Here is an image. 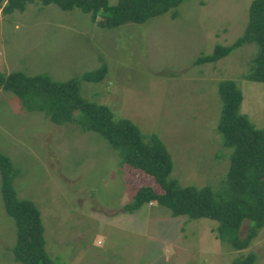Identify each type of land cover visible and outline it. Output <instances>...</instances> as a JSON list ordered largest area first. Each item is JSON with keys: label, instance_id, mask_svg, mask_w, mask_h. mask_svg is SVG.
Segmentation results:
<instances>
[{"label": "rangeland", "instance_id": "1", "mask_svg": "<svg viewBox=\"0 0 264 264\" xmlns=\"http://www.w3.org/2000/svg\"><path fill=\"white\" fill-rule=\"evenodd\" d=\"M256 1L187 0L166 15L117 28L55 4L6 15L0 2V70L80 81L86 101L109 107L115 119H129L146 137L164 142L181 186L217 194L228 188L234 154L218 131L219 85L236 81L245 96L242 112L264 129V83L245 79L259 47L247 45L217 64L195 63L245 35ZM104 66V81L82 82ZM0 153L12 161L18 197L42 211L47 252L58 264H236L250 255L264 264V228L247 251L238 252L219 241L216 221L175 217L157 202L126 211L142 187L162 192L154 177L123 167L99 133L59 126L1 88ZM1 188L0 169V264H20L13 254L16 222ZM250 229L247 220L243 239Z\"/></svg>", "mask_w": 264, "mask_h": 264}, {"label": "trees", "instance_id": "2", "mask_svg": "<svg viewBox=\"0 0 264 264\" xmlns=\"http://www.w3.org/2000/svg\"><path fill=\"white\" fill-rule=\"evenodd\" d=\"M187 0H0L6 15L24 12L28 5H58L64 11L79 9L92 14L100 25L117 28L128 23L143 24L179 8ZM177 17V13L174 14ZM104 19V20H103ZM106 20V21H105ZM256 44L259 53L245 79L264 83V0L251 7L247 31L234 45L217 47L211 55L197 60L195 66L217 64L247 45ZM104 66L86 74L82 82L99 84L107 77ZM0 88L20 99L31 111L45 113L55 124H76L85 132H97L117 151L123 167L145 172L155 178L162 192L154 187H142L126 211L135 212L157 202L167 207L175 217L210 219L218 222V239L235 251H247L264 228V129H259L250 116L242 112L244 92L234 80L219 85L223 101L218 131L225 147L233 150L227 190L215 194L210 187H183L173 178L174 161L157 136L146 137L139 126L129 119H115L107 106L86 101L81 96L80 81L57 83L48 76L27 77L23 73L5 75L0 70ZM128 165V166H124ZM2 196L5 210L17 226V244L13 249L20 264H58L47 252L46 228L42 211L33 201L18 197L13 180L16 172L12 161L0 153ZM251 221L247 239L241 231ZM255 255L238 260L236 264H255Z\"/></svg>", "mask_w": 264, "mask_h": 264}, {"label": "crops", "instance_id": "3", "mask_svg": "<svg viewBox=\"0 0 264 264\" xmlns=\"http://www.w3.org/2000/svg\"><path fill=\"white\" fill-rule=\"evenodd\" d=\"M0 62H2V60H0Z\"/></svg>", "mask_w": 264, "mask_h": 264}]
</instances>
